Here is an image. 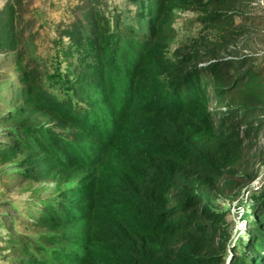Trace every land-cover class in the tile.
Wrapping results in <instances>:
<instances>
[{
	"label": "trees",
	"instance_id": "obj_1",
	"mask_svg": "<svg viewBox=\"0 0 264 264\" xmlns=\"http://www.w3.org/2000/svg\"><path fill=\"white\" fill-rule=\"evenodd\" d=\"M128 1L139 9L137 29L99 0L77 6L60 33L66 70L48 80L13 11L2 19L0 46H22L14 56L22 102L0 115V154L24 155L14 162L22 181L72 182L34 221L59 248L51 260L18 264H264V186L246 208L239 246L227 245L226 215L212 201L248 172L241 128L264 91L258 72L232 75L236 60L218 56L242 34L235 16L244 0ZM175 8L197 10L215 40L200 36L167 57L160 16ZM225 98L223 109L210 108Z\"/></svg>",
	"mask_w": 264,
	"mask_h": 264
},
{
	"label": "rangeland",
	"instance_id": "obj_2",
	"mask_svg": "<svg viewBox=\"0 0 264 264\" xmlns=\"http://www.w3.org/2000/svg\"><path fill=\"white\" fill-rule=\"evenodd\" d=\"M83 1L85 0H0V30L2 31V19L6 10L11 9L16 32H22L23 40L29 38L32 41L34 56L38 59L44 80H48L47 74L53 73L57 68L63 74L66 70L63 51L68 38L63 36L61 41L60 33L78 14L74 9ZM99 2L100 10L105 14L111 16L116 13L121 16L123 27L129 25L138 28L141 19L136 5L128 0ZM242 2V8L235 16L237 30H241L242 34L233 41H225L218 56L236 60L234 64L239 66L230 69L232 75L254 70L264 78V0ZM199 15L194 9L175 8L163 11L160 20L164 22L159 26V34L163 38L167 57H171L178 48L193 44L200 36L208 35L209 40H215L214 33L206 31L199 23ZM19 49L22 46L16 49L0 46V115L17 101L18 104L22 102L21 97L17 96L22 87L18 82L19 67L14 62ZM69 78L75 80L74 75ZM49 89L57 97L68 96L75 103L85 105L79 95L72 91L66 92L56 86ZM262 89L264 90V85ZM238 94L237 97L241 100L243 94ZM262 95L246 116L248 127L245 124L241 128L249 160L245 178L230 191L212 194L214 207L226 215L229 246L242 244L244 227L251 220L246 208H250L252 204L253 192L264 186V91ZM230 102L227 98L216 103L212 99L210 108L223 109ZM2 133L3 129L0 127V140ZM23 156L13 155L8 160V155L0 154V264H18L30 257L51 260V249L59 248L58 244L47 240V236L52 233L35 226L34 221L45 203L63 200L60 194L72 182L59 186L54 180L40 183L22 181L15 174L14 164ZM50 262L54 264L53 261Z\"/></svg>",
	"mask_w": 264,
	"mask_h": 264
}]
</instances>
